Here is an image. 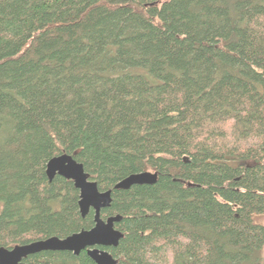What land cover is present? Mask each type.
I'll use <instances>...</instances> for the list:
<instances>
[{
  "label": "trees",
  "instance_id": "obj_1",
  "mask_svg": "<svg viewBox=\"0 0 264 264\" xmlns=\"http://www.w3.org/2000/svg\"><path fill=\"white\" fill-rule=\"evenodd\" d=\"M61 153L112 189L117 264H264V0H0V246L94 224Z\"/></svg>",
  "mask_w": 264,
  "mask_h": 264
},
{
  "label": "water",
  "instance_id": "obj_2",
  "mask_svg": "<svg viewBox=\"0 0 264 264\" xmlns=\"http://www.w3.org/2000/svg\"><path fill=\"white\" fill-rule=\"evenodd\" d=\"M49 179L60 175L72 180L79 191L78 208L81 216L90 209L94 212V224L88 229H80L64 237L49 236L30 242L15 244L10 248L0 246V264H29L23 258L43 250H65L74 254L85 250L96 264H117L106 247L116 246L122 232L114 227L120 215L100 217V210L109 206L112 189L99 190L96 181L91 180L83 164L72 155L61 153L50 157L45 165ZM157 172L143 170L131 173L117 181L114 189H126L133 184H151L156 181Z\"/></svg>",
  "mask_w": 264,
  "mask_h": 264
},
{
  "label": "rangeland",
  "instance_id": "obj_3",
  "mask_svg": "<svg viewBox=\"0 0 264 264\" xmlns=\"http://www.w3.org/2000/svg\"><path fill=\"white\" fill-rule=\"evenodd\" d=\"M151 171H153V170H151ZM262 256H263V259H264V246H263V248H262Z\"/></svg>",
  "mask_w": 264,
  "mask_h": 264
}]
</instances>
